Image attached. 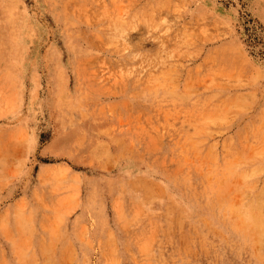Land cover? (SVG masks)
<instances>
[{"label":"rangeland","instance_id":"rangeland-1","mask_svg":"<svg viewBox=\"0 0 264 264\" xmlns=\"http://www.w3.org/2000/svg\"><path fill=\"white\" fill-rule=\"evenodd\" d=\"M0 264H264V0H0Z\"/></svg>","mask_w":264,"mask_h":264}]
</instances>
